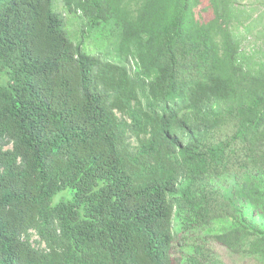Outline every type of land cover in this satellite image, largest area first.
<instances>
[{"label": "trees", "instance_id": "obj_1", "mask_svg": "<svg viewBox=\"0 0 264 264\" xmlns=\"http://www.w3.org/2000/svg\"><path fill=\"white\" fill-rule=\"evenodd\" d=\"M252 16L241 0H0V264H216L209 236L184 244L220 219L214 242L264 256L217 183L264 215Z\"/></svg>", "mask_w": 264, "mask_h": 264}, {"label": "rangeland", "instance_id": "obj_2", "mask_svg": "<svg viewBox=\"0 0 264 264\" xmlns=\"http://www.w3.org/2000/svg\"><path fill=\"white\" fill-rule=\"evenodd\" d=\"M242 5H247L251 10H253V16L251 18H257L259 12L264 10V1L263 0H241ZM66 18V29L69 32V34L74 37L78 38L81 34V19L78 16H75L73 14L64 13ZM264 23V19L262 21ZM236 30L238 32H244V29L242 26H237ZM253 31L255 34L247 35V39L243 42L241 49L246 52L249 55H252L254 50H264V39L263 35L258 36V32H264V28L256 22V24L253 26ZM259 34V33H258ZM264 34V33H263ZM0 82L4 84H9V74L7 71H4L0 74ZM129 141L132 144V148H134L137 145V141L135 137H130ZM218 185L220 188L223 189V191L227 195H231L234 199V201L237 203L239 207H241L243 213L248 216L255 224L260 225L264 229V215L260 213L257 209H255L254 205L246 201L242 196L241 193H239L235 189L234 180L232 177H223L222 179L218 180ZM70 194L68 191H62L58 193L54 197V202H58L59 200L63 198H69ZM233 222L229 219H220L216 220L211 224V226L205 230H197L196 232L190 234L187 237V241L184 244V250L186 253L192 252L194 246L196 244H199L203 242V240L206 238V236H209L207 238V244L211 247V249L214 251L215 257H216V264H264V256H262L259 253H253L249 251L245 247V249L238 253L233 252L227 247L223 245H219L216 242H214L210 236L212 234L219 233L229 227ZM180 224H175V230H180ZM34 245H38L36 243V240L39 239L36 232H32L31 237ZM43 246V245H42ZM177 249V248H176Z\"/></svg>", "mask_w": 264, "mask_h": 264}]
</instances>
